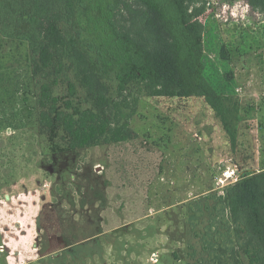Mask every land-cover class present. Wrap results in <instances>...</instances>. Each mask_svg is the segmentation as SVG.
<instances>
[{"label":"rangeland","instance_id":"374dc122","mask_svg":"<svg viewBox=\"0 0 264 264\" xmlns=\"http://www.w3.org/2000/svg\"><path fill=\"white\" fill-rule=\"evenodd\" d=\"M200 21L203 74L235 111L234 142L204 97L142 92L132 142L53 153L29 45L0 32V264H250L220 196L264 172V15L208 0ZM227 169L237 183H221Z\"/></svg>","mask_w":264,"mask_h":264},{"label":"trees","instance_id":"16d2710c","mask_svg":"<svg viewBox=\"0 0 264 264\" xmlns=\"http://www.w3.org/2000/svg\"><path fill=\"white\" fill-rule=\"evenodd\" d=\"M207 3L0 0L1 34L29 45L40 132L50 134L51 151L137 138L130 122L142 92L149 97H204L234 142L236 129L229 116L235 111L227 109L201 64L200 17ZM250 4L264 15V0ZM117 15L123 23L117 22ZM81 17L88 19V27L81 24ZM67 71L75 82L69 77L62 80ZM62 84L67 94L58 96L56 89ZM220 200L228 206L236 235L246 239L250 264H264V172L230 186Z\"/></svg>","mask_w":264,"mask_h":264},{"label":"built area","instance_id":"2783aa9c","mask_svg":"<svg viewBox=\"0 0 264 264\" xmlns=\"http://www.w3.org/2000/svg\"><path fill=\"white\" fill-rule=\"evenodd\" d=\"M240 177L241 176H240L239 170H237V169H234V170L227 169L224 172L223 178L220 181H221V183L223 185L227 181H231V183L234 184V183H237L238 182V180L240 179Z\"/></svg>","mask_w":264,"mask_h":264},{"label":"crops","instance_id":"0c3cea01","mask_svg":"<svg viewBox=\"0 0 264 264\" xmlns=\"http://www.w3.org/2000/svg\"><path fill=\"white\" fill-rule=\"evenodd\" d=\"M127 142V141H126ZM129 142H132V141H129ZM122 143H124V142H122ZM120 144V143H119ZM99 147V146H98Z\"/></svg>","mask_w":264,"mask_h":264}]
</instances>
